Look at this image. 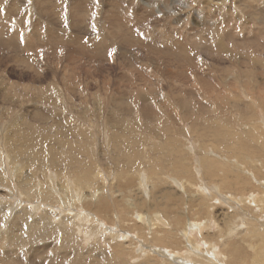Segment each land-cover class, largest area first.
<instances>
[{
  "label": "rangeland",
  "instance_id": "rangeland-1",
  "mask_svg": "<svg viewBox=\"0 0 264 264\" xmlns=\"http://www.w3.org/2000/svg\"><path fill=\"white\" fill-rule=\"evenodd\" d=\"M206 3L210 26L202 27L197 15ZM193 6L180 14H159L156 7L139 15L138 0H0V208L8 210L0 236L13 231L12 239L0 238V264H51V251L68 254L59 264H103L92 253L96 246L116 255L109 264H171L191 249L210 256L211 244L223 264H252V247L262 238L246 227L258 225L264 235V0ZM117 17L132 20L141 39L156 36L161 44L172 33L200 30L210 44L222 37L230 52L195 49L199 65L177 63L112 37L108 19ZM214 24L236 38L216 33ZM53 34L71 42L52 41ZM90 38L112 46L101 54L80 50L75 40L91 47ZM15 170L23 173L13 179ZM199 185L225 197L258 195L260 206L248 197L258 223ZM83 213L91 221H79ZM141 214L157 225L149 228ZM208 217L220 228L204 229L194 239L199 245H190L188 228ZM27 219L43 221L31 228ZM238 219L244 223L235 230ZM104 225L107 232L97 231Z\"/></svg>",
  "mask_w": 264,
  "mask_h": 264
},
{
  "label": "bare ground",
  "instance_id": "bare-ground-1",
  "mask_svg": "<svg viewBox=\"0 0 264 264\" xmlns=\"http://www.w3.org/2000/svg\"><path fill=\"white\" fill-rule=\"evenodd\" d=\"M44 1H46L47 2V0H44ZM51 1V0H50ZM52 1H54V0H52ZM122 1H126V0H122ZM130 1V0H129ZM133 1V0H132ZM170 2V4L168 3V4H166V2L164 3V2H159V0H138V2L142 5V9H144L142 12H139V15L142 13H144V11H146V13L148 14V8H152V9H156V7H158L157 9L158 10H156V12L157 13H159V14H163V13H165V11H169V13H173V14H180L181 12H182V10H185V9H190V8H192V6L195 4V3H197L198 2V0H169ZM250 1V0H249ZM110 2V1H109ZM247 2V1H246ZM259 2V1H258ZM117 3V2H116ZM115 3V4H116ZM119 3V2H118ZM114 4V3H113ZM245 4V3H244ZM249 4V3H248ZM248 4H245V5H248ZM57 4H55L54 6H56ZM109 5V4H108ZM177 5H179V6H181V9H176L175 8V6H177ZM203 5V4H202ZM46 7V6H45ZM114 7V6H113ZM160 7H161V9L162 10H164V11H162V10H160ZM194 7V6H193ZM201 7V6H200ZM252 7V6H251ZM245 8V7H244ZM248 9V8H247ZM253 9V8H252ZM200 11L198 12V15H197V17H198V19H200L201 21H199L200 23H201V26L203 27V26H206V25H208V26H210V3H206V5L204 6H202L201 7V9H199ZM167 11V12H168ZM189 11V10H188ZM252 11V10H251ZM256 11V10H255ZM82 12L83 13H85V14H80L78 11H77V13L78 14H80V15H82V16H85L86 14L88 15V11H85V10H82ZM185 13H187V12H185ZM141 14V15H142ZM154 15V14H153ZM172 15V14H171ZM55 16V15H54ZM145 16V15H144ZM189 16V15H188ZM187 16V17H188ZM148 17V16H147ZM190 17V16H189ZM178 18H179V16H178ZM181 18V17H180ZM185 19V18H184ZM183 19V20H184ZM260 19V18H259ZM54 20V19H53ZM109 21L110 20H112L113 21V24L112 25H109V27H108V29H110V32L109 33H111L110 35H112V37H113V35L114 36H116V37H118V39H120L121 40V42L124 44V45H131V46H138V45H142V46H144L145 47V49H149V52H151V53H153V54H161L162 56H164V57H169V59H172V60H174L175 62H177V63H179V62H188L190 65H196L197 63H198V65L200 64L199 63V61H200V57H199V55H193V53H192V51L193 50H195V49H202V50H209L210 51V46H211V48H212V50H219V51H222V52H225V53H228V52H230V49H229V47H228V44H227V42L226 41H224L223 39H222V37H218V39H216L217 41L216 42H213V44L211 43L210 44V39H207V38H205V36H204V34L202 35V33H201V31L199 30V32H197V33H195V34H191V32H190V34L188 33V34H185V36H183V35H179V36H181V37H179V36H177L178 35V33H172V35H171V37L169 36V38L171 39V40H165L164 38H161V39H159L162 43L161 44H158V42L157 43H155L156 41H157V37L156 36H153V39L150 41V40H145V39H141L137 34H135L134 33V30L130 27V25H129V22L130 21H132V20H130V19H128V18H123V17H121V18H114V19H108ZM148 20V19H147ZM177 21V20H176ZM181 21V20H180ZM50 24L52 23V22H49ZM175 23V22H174ZM199 23V24H200ZM198 24V23H197ZM212 24V23H211ZM174 25V24H173ZM172 25V26H173ZM213 25V24H212ZM215 25V24H214ZM217 25V24H216ZM213 26V29L214 28H216V29H218V30H215L216 31V33L218 32V33H220V35L221 34H223L224 35V37L226 36L227 37V39H229V40H231V39H233L234 37L233 36H231L230 34H224V33H222V30L221 29H219L218 28V26ZM193 26V25H192ZM199 26V25H198ZM198 26H194L193 27V29H198ZM51 30V29H50ZM204 30V29H203ZM167 31H169V30H167ZM214 31V32H215ZM108 32V31H107ZM37 33V32H36ZM52 33V32H51ZM181 33V32H180ZM49 34V33H48ZM156 34V33H155ZM159 34H162V33H159ZM177 34V35H176ZM54 35V34H53ZM165 35V34H164ZM176 35V36H175ZM48 36V35H47ZM108 36V35H107ZM107 36H105V37H107ZM175 36V37H174ZM201 36V37H200ZM208 36H210V35H208ZM261 36V35H260ZM41 37V36H40ZM197 37H200L201 38V41H199V40H197ZM35 38H37V37H35ZM51 38V37H50ZM107 38H109V37H107ZM236 38V37H235ZM13 40H16V38H12ZM34 39V38H33ZM43 39V38H42ZM52 39V38H51ZM116 39V38H115ZM117 39V40H118ZM203 39L205 40V42L207 41V43H203ZM54 40H58V41H60V40H65L67 43L68 42H71V39H64V38H62V37H60V36H53V39H52V41H54ZM37 41V40H36ZM64 41V42H65ZM79 40L78 39H76L75 40V42H76V44L79 46V48H80V50H83V51H92V52H94L95 54H97V53H99V54H101L102 53V51L103 50H106V48L107 47H110V45L112 46V44H110V42H108V40H106L105 38L102 40V41H98L97 39H93V38H90L89 39V41H90V43L89 44H91L90 46L91 47H88V46H86V45H83V44H81V43H79L78 42ZM111 41H113L112 39H111ZM14 42V41H13ZM118 43V42H117ZM116 43V44H117ZM19 44V43H18ZM20 45V44H19ZM205 47H204V46ZM11 46V45H10ZM126 47V46H125ZM215 48V49H214ZM263 48V47H262ZM108 49V48H107ZM80 52V51H79ZM93 53V54H94ZM107 53V52H106ZM150 53V54H151ZM92 54V55H93ZM91 55V56H92ZM94 56V55H93ZM93 56H92V58H93ZM96 56V55H95ZM99 57V56H98ZM103 57V56H102ZM151 57V56H150ZM256 59V58H255ZM203 60V59H202ZM249 60V59H248ZM250 60H252V59H250ZM253 61V60H252ZM203 62V61H202ZM249 62V61H248ZM256 64L258 63L257 62V60L256 61H254ZM134 63V62H133ZM250 63H251V61H250ZM255 63L253 64V65H255ZM259 63H260V61H259ZM174 64V63H173ZM172 64V65H173ZM188 64V65H189ZM167 68H168V70L171 68V67H168L167 66ZM177 70V69H176ZM183 71H185V70H183ZM177 72H178V70H177ZM164 73V72H163ZM167 75H169V73H166ZM171 74V73H170ZM174 74V73H173ZM165 75V74H164ZM166 76V75H165ZM178 76V75H177ZM169 77H170V75H169ZM182 77H184V76H182ZM162 78V77H161ZM160 79V78H159ZM186 79V78H185ZM184 79V80H185ZM197 79H199V78H197ZM174 80H177V79H174ZM163 81V80H162ZM205 81V80H204ZM208 81V80H207ZM204 84H206L207 86H208V84H207V82L206 83H204ZM205 85V86H206ZM212 85V84H211ZM226 86V85H225ZM150 92V91H149ZM156 93V92H155ZM192 93V92H191ZM230 95V94H229ZM149 97V96H148ZM198 97V96H197ZM163 98V100H165L164 98H165V95H162L161 96V98H160V101L162 102V99ZM124 99V98H123ZM156 100H158V99H156ZM4 101V100H3ZM166 101V100H165ZM172 101V100H171ZM179 101V100H178ZM143 102H145V100H143ZM168 102V101H167ZM182 104H184L186 101H180ZM188 102V101H187ZM186 102V103H187ZM124 103V102H123ZM145 103H147V102H145ZM152 103V102H151ZM163 104L164 103H166V102H162ZM167 104H169V103H167ZM181 104V105H182ZM145 106H147L146 104L143 106V107H145ZM167 106V105H166ZM151 107V106H150ZM204 107V106H203ZM241 107V106H240ZM128 108V107H127ZM180 109V108H179ZM201 110H202V108H201ZM204 110V109H203ZM202 110V111H203ZM37 113V112H36ZM141 113H143L144 114V116H146L147 114V110L146 109H142V111H141ZM188 113V112H187ZM150 114V113H149ZM165 114V116H166V119H169V120H171V117H168L167 116V113H163V115ZM42 115V114H41ZM158 115V117H161L162 116V114L161 113H158L157 114ZM170 115V114H169ZM44 116V115H43ZM253 129H254V127H252ZM252 128H251V130H252ZM26 132V131H25ZM25 140V139H24ZM254 141H256L255 139H253ZM16 141V140H15ZM13 142V141H12ZM11 142V143H12ZM257 142H258V140H257ZM14 143V142H13ZM12 143V144H13ZM15 144V143H14ZM13 144V145H14ZM20 144V143H19ZM22 144V143H21ZM238 144V143H237ZM246 144V143H245ZM12 145V146H13ZM14 147V146H13ZM45 148V147H44ZM20 149H22V148H20ZM243 149H244V147H243ZM19 150V149H18ZM17 152V151H16ZM20 152V151H19ZM23 152V151H22ZM49 157V156H48ZM213 158V157H212ZM205 160V159H204ZM259 160V159H258ZM235 162V161H234ZM4 165H5V163H4ZM13 165V164H12ZM236 165V164H235ZM238 165V164H237ZM239 167H240V165H239ZM220 168V167H219ZM23 171V170H22ZM5 172V171H4ZM225 172V171H224ZM18 173H23V172H18V170L16 171H13V179H14V177H15V175H17ZM2 174V173H1ZM140 175H141V173H139ZM62 177H64V176H62ZM239 177H240V175H239ZM238 177V178H239ZM65 178V177H64ZM246 178V177H245ZM12 179V180H13ZM144 179V178H143ZM233 180V179H232ZM238 180V179H237ZM236 180V181H237ZM241 180V179H240ZM245 180V179H244ZM23 182V181H22ZM143 182V181H142ZM239 182V181H238ZM13 183V182H12ZM25 184H26V182H24ZM177 183V185H179V187L180 188H182V189H185L186 188V186L184 185V184H182V182H179V181H177L176 182ZM242 183V182H241ZM240 183V184H241ZM63 185V184H62ZM61 185V186H62ZM142 185H145V183H142ZM195 185V184H194ZM206 185V184H205ZM242 185V184H241ZM69 186V185H68ZM87 186L90 188L91 186L89 185V184H87ZM196 186V185H195ZM200 186V189L201 190H205V191H207V194L210 196V197H212L213 195H217L219 198H217V201L218 200H220L222 203H227V204H229L228 206H230V207H233L235 210H236V212L238 213V215L237 216H246L247 218H249V219H251V218H253V217H257V215H258V211L256 210V208H255V206L253 207L252 205H250V204H252V201L248 198V197H254V199H253V202H256V206H260V202L262 203V204H264V199H262V198H260V202H259V199H256L257 197H258V195H250V196H248V195H244V196H239V197H234V196H221V194L222 193H220L218 190H216V192L214 193V192H212V190H210V188L209 187H203V185H199ZM198 186V187H199ZM63 188H64V185H63ZM68 188V187H67ZM69 189H70V191L71 192H73V190L74 189H72V187H71V184H70V187H69ZM199 189V190H200ZM80 190H81V186L79 187H77L76 186V192L79 194V192H80ZM242 190V189H241ZM213 194V195H212ZM223 195V194H222ZM29 196H31V195H29ZM217 196H215V197H217ZM247 196V197H246ZM75 197H78V195H75L74 196V198ZM81 197H82V195H81ZM73 198V199H74ZM222 198V199H221ZM61 199V198H60ZM76 200V199H75ZM247 200H249V204L247 205ZM79 201V200H78ZM73 204H78V202H75V203H73ZM12 206H10V208H11ZM214 207V206H213ZM7 207H1L0 208V210H1V212H0V220H1V217H2V214L5 212V213H8V210L6 209ZM16 208V207H15ZM15 208H14V210H15ZM26 210H28V209H26ZM14 212V211H13ZM26 212V214L29 212H27V211H25ZM257 212V213H256ZM16 213V212H15ZM14 213V214H15ZM84 214V215H83ZM83 214H77V219H79V221H91V219H90V215H88L87 213H83ZM10 215H12V214H10ZM30 215V214H29ZM46 215H48V217L50 218L49 220H52V222L54 221L53 219H52V217H54V216H56V214L54 213V212H52V211H50L49 213H47L46 212ZM65 215V214H64ZM13 216V215H12ZM210 216V215H209ZM211 216H212V214H211ZM25 218V217H24ZM139 220L142 222V223H145V224H147L148 225V227L149 228H151V227H153L154 225H157V223H156V220H155V218H153L154 220H152L151 218H149V217H147L146 215H139ZM209 218V217H208ZM13 219V218H12ZM74 218H72V220H73ZM157 219H159V218H157ZM15 220V219H14ZM13 220V221H14ZM28 220V219H27ZM41 219H32V221H30V220H28V222L27 223H31V224H29V226L32 228L33 226H37L38 224H41V221H43V220H41ZM66 220V219H65ZM231 220H232V217H231ZM13 221H11L9 224H7V226L5 227V228H8L11 224H12V222ZM68 221H70V220H68ZM139 221V222H140ZM252 222H257L258 223V218H253L252 220H251ZM17 222H19V221H17ZM23 222V221H22ZM64 222V221H63ZM158 222V221H157ZM159 222H160V220H159ZM212 222H214V223H212ZM32 223H37V224H32ZM46 223V222H45ZM79 223V222H78ZM230 223H232V222H230ZM242 223H244V221L243 220H237V221H235V225H234V229L235 230H237L238 229V227L236 228V226L237 225H239V224H242ZM2 224V223H1ZM14 224H17L15 221H14V223L12 224V226L14 225ZM47 224V223H46ZM159 224V223H158ZM79 225V224H78ZM103 225V224H102ZM12 226H10V227H12ZM27 226H28V224H27ZM47 226H48V224L46 225V227H44L43 229H48L47 228ZM38 227V226H37ZM103 227H104V229H106V232H107V228H106V226L104 225V226H100V227H97V231H102L103 230ZM264 227V226H263ZM1 228H2V225H1ZM17 228V227H16ZM194 228H197L196 230H193ZM207 228H210V229H219L220 228V223L217 221V219H214V217L213 218H209V219H207L206 220V222L205 223H203L201 226H199L197 223H195V222H193V224L191 225V228H188V231L189 232H191V234H190V236L188 237V240H189V243H190V245H192L193 244V246H198L199 244H197L195 241H194V239H196V240H198V238L200 237V235H203L202 234V231L204 230V229H207ZM247 228V230L249 231V232H252V233H256V234H259L260 233V237L262 238V240H261V242L258 244V246L257 247H252V249L254 250L253 251V253H252V264H264V235H262V233L263 232H261V230L258 228V225L257 226H255V227H251V226H249V227H246ZM15 229V228H14ZM35 229V228H34ZM42 229V228H41ZM233 229V230H234ZM7 230V229H6ZM10 230H12V228L10 229ZM26 230V229H25ZM15 231V230H14ZM34 231V230H33ZM96 231V230H95ZM96 231V232H97ZM104 231V230H103ZM212 231H214V230H212ZM13 232V231H12ZM12 232L11 231H9V229H8V231H6V232H4L3 233V235L2 236H0V238H3V240L4 239H6V238H8V237H10L11 238V236H12ZM17 232V231H16ZM2 233V232H1ZM99 233V232H98ZM235 234V233H234ZM105 236V235H104ZM118 238H122V239H125L126 238V236H124V235H121V234H117L116 235ZM113 237H115V236H112V238ZM227 237H229V236H227ZM116 238V237H115ZM12 239V238H11ZM70 242V241H69ZM69 242H67L68 243V246H69V244L71 243H69ZM106 242V241H105ZM66 243V242H65ZM42 245V244H41ZM93 246H94V244H92ZM104 245V244H103ZM214 245L213 244H211V246H209V248L207 249V251L209 250L210 251V256L208 255H204L203 253H202V251H201V253H200V250L199 249H191V250H189L186 254H184V255H181V254H178V255H176L175 256V258H176V262H171V264H196V262L197 261H202V262H204V263H206V264H223V260H224V257H223V254H221L222 256H220V259H218L217 258V254H216V256H215V253H214V250L216 251V249H214L213 251L211 250L212 249V247H213ZM53 247V246H52ZM96 247H98V246H96ZM93 248V254H96V256H95V259L97 260V258L99 257V258H101V260H103L104 261V263L103 264H109V262H112V260L116 257V255H110L109 254V252L107 251V250H99L98 248ZM51 248V247H50ZM50 248H49V250H50ZM100 248V247H99ZM90 249V248H89ZM142 250H144V252L143 253H147V249H145L144 247L143 248H141ZM34 250V249H33ZM88 250V249H87ZM86 250V251H87ZM79 251V250H78ZM78 251H76L77 252V254H78ZM86 251H85V253H86ZM96 251H98V252H96ZM70 252V251H69ZM47 253V252H46ZM80 253V252H79ZM84 253V254H85ZM89 252H87V255L86 256H88L89 254H88ZM27 254V253H26ZM34 255L33 256H35L36 255V257H41L42 256V251H35L34 253H33ZM72 254H74V252L72 253ZM71 254V255H72ZM5 255V254H4ZM65 256H68V254H64ZM70 255V254H69ZM76 255V254H75ZM236 255V254H235ZM46 256H48V255H46ZM65 256H61V258H59L58 257V255L57 256H55V255H53L52 254V251H51V256H49L50 257V261H51V264H59L60 262H61V260H63L64 258H65ZM77 256V255H76ZM79 256V255H78ZM91 256V255H90ZM214 259H213V258ZM216 257V258H215ZM231 257L232 258H235V256L234 255H231ZM59 258V259H58ZM78 258H80V257H78ZM82 258V257H81ZM39 259V258H38ZM73 259V258H72ZM83 259V258H82ZM84 259H86V258H84ZM83 259V260H84ZM34 260V259H33ZM70 260V259H69ZM75 260H77V259H75ZM100 260V261H101ZM59 261V262H58ZM102 261V262H103ZM180 263H179V262ZM10 262V261H9ZM12 262V261H11ZM72 262H73V260H72ZM77 262H78V260H77ZM81 262V261H80ZM75 263H76V261H75ZM10 264H12V263H10ZM36 264V263H35ZM41 264V263H40ZM63 264V263H62ZM78 264H79V262H78Z\"/></svg>",
  "mask_w": 264,
  "mask_h": 264
}]
</instances>
